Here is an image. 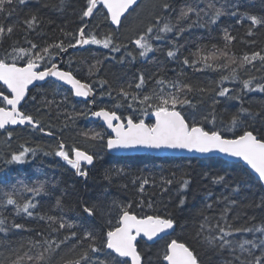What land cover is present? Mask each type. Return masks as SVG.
<instances>
[{
	"label": "snow or ice",
	"instance_id": "6c2138e0",
	"mask_svg": "<svg viewBox=\"0 0 264 264\" xmlns=\"http://www.w3.org/2000/svg\"><path fill=\"white\" fill-rule=\"evenodd\" d=\"M29 2L30 0H0V47L6 39L12 41L0 55V84L7 89L5 92L0 88V130L7 133L9 140L13 135L6 127L9 125L31 126L33 130L45 135H53L51 131L45 130L36 117L18 107L22 101L27 103L29 85L38 91L43 90V85L34 82L47 83L48 78H54L53 82L70 85L72 95L75 97L87 98L94 95L91 85L81 83L71 71L58 67V57H61V54L68 53L69 49L90 44L102 45L110 53L127 49V44L120 42L119 37L113 33L99 40L95 35L86 32L88 21L85 18L94 17L96 12L101 11L98 6L102 5L103 9L107 10L106 19H110L111 24L116 25L118 29L122 23L121 17L125 13L131 14L129 10L135 11L134 6L139 7L138 0H85V6L77 13L81 21L78 31L72 32L66 30L64 26H58L63 38L42 39L37 43L30 37V33L35 32L38 37L47 35L39 27L44 19L39 15V10H30L23 21L8 26L3 24L5 14L12 16ZM33 2L63 12L67 0H59V4H50L48 0ZM199 3L206 6L201 8L198 6ZM159 9L154 23H150L131 43L140 50L138 55L142 58L155 50L152 41L166 42L170 45L167 57L183 65L178 71L173 69L176 72L175 78L169 79L158 73L146 78L141 73L138 81L116 88L109 85L106 79H99L97 82L100 89L108 85L106 92H100V97L102 99L107 95L109 99L115 101L112 107L74 112L68 115L67 119L74 120L77 116L90 115L102 120L114 134L108 136L106 141L109 152L140 149L183 150L215 158L222 163L223 169L212 176V183L223 185L227 195L222 192L213 200V193L207 192L205 203L196 210L192 220L185 219L183 223L171 212L164 216L157 214L138 218L129 211L132 203L126 204L117 199L108 201L106 197H101L91 202L80 201L82 213L86 214V218H91L92 221L99 220L101 224L97 229L90 223L89 227L81 231V225L67 221L63 215L35 211L38 208L36 197L45 192L44 182H39L33 187L25 186L24 191L32 195L23 202L16 198L18 194L16 191L0 189V234H3L0 237V264H152L151 257L142 259L144 249L139 248L137 237L142 236L146 237L147 241H153L161 233L170 235V230L174 232L177 227L184 230L189 223L191 243L172 239L166 243L163 252L157 254L158 260L162 258L165 264H264V217L260 218L259 224L254 223L258 219L256 210L264 213V77L257 79L250 76L242 79L239 75L241 71L251 69L264 71V50L237 56L232 51L233 41L237 36L232 34L231 25L222 28L221 38L224 42L222 46L210 41V48L209 45H197L194 52L189 50L188 55H183L181 49L184 45L179 43L184 33L191 32L194 28L208 29L211 32L212 27L217 26L224 16L236 18L237 25H242L245 20L250 21L245 33L250 37L255 34L253 29L257 26L264 27V15L240 12L238 6L229 4L228 0L219 5L216 0H193L192 3L182 6L175 17L172 15L175 8L171 0H163ZM20 23L23 24L22 28L19 27ZM47 23L50 24L52 21L48 20ZM17 31L23 33L21 38L27 47L21 45L18 39H13ZM126 56L136 59V55L130 51H126ZM20 61H23L22 65ZM255 61L260 62L259 68L256 67ZM119 62L125 63V57L121 56ZM101 63L97 61L96 64L89 66L91 75L99 71L98 65ZM186 68L192 69L193 72L227 70L228 74H221L219 80L203 84L193 82L185 71ZM153 79L154 84L146 90L149 81ZM226 83H238L241 87L230 88ZM250 93H258L261 96L257 101L259 109L255 112L244 106L248 102L246 96ZM57 96L61 99L57 100ZM221 98L226 101L235 100L240 105L236 111L229 113L227 121L218 111L217 106L222 103ZM32 100L35 101L36 97L33 96ZM41 101L45 108L51 109L55 105L59 109L61 104L67 102V96L61 91V85H56L53 98L47 99L45 95L41 97ZM90 103L95 104L96 100L93 99ZM124 105L132 110L131 114L126 117L117 115L114 109ZM136 113L143 116L151 115L155 122L146 124L144 119L137 120ZM122 120H126V124L121 122ZM209 124L212 127L206 128L205 125ZM225 132H232L233 136L228 138ZM84 135L94 141L104 139L103 132L93 131ZM21 149L12 152L6 163L23 165L28 163L29 155L35 157L39 151H43L40 147L25 145H21ZM72 151L74 158H69L61 143L56 146L54 155L74 169L77 176L87 179L88 172L84 170L82 164L93 165L94 160L100 158L99 154H90L78 149ZM49 154L52 153L44 151V155ZM227 158L242 161L246 168H241L239 172L233 174L229 169H234L235 166L230 165ZM130 173L131 170L127 167L114 166L106 170L105 179L111 182L113 176ZM172 175L175 178L177 173L173 172ZM189 175L187 170H182L179 174L181 192L190 186V180L187 178ZM203 175L207 177L209 174L205 172ZM149 176L153 177L152 183L155 184L156 173L152 171L142 169L137 177L140 181L137 190L142 195L145 193V185L150 183ZM173 182V179L160 175L161 191H168L166 185ZM133 183H136V180H133ZM257 190L260 192L258 197L255 195ZM186 203V197L181 195L175 207L183 210ZM144 204L145 201L140 200L137 206L143 207ZM220 205L223 206L219 207ZM9 206L14 210L13 216L23 214L27 218L45 221L48 231L46 233L36 231L35 235L39 239L29 237L18 247L14 246L7 239L12 231L33 229L25 223L9 220L4 214ZM147 206L153 208L155 204L149 200ZM64 207L63 197H57L55 208ZM245 210H251L252 214ZM209 211L218 214L208 215ZM245 234H251L252 238H244ZM68 245H71L68 251L74 253L71 258L61 255Z\"/></svg>",
	"mask_w": 264,
	"mask_h": 264
},
{
	"label": "trees",
	"instance_id": "16d2710c",
	"mask_svg": "<svg viewBox=\"0 0 264 264\" xmlns=\"http://www.w3.org/2000/svg\"><path fill=\"white\" fill-rule=\"evenodd\" d=\"M50 4H59V0H48ZM163 0H141L139 7L135 8V11H131V14L126 15L122 19V23L119 28H113L109 19H106V11L103 7H99L101 11L96 12L94 17L88 22L86 32L95 35L99 40H103L109 33L119 37V41L127 44V49H122L118 53H110L108 49L102 47V45H87L83 49L74 50L69 49L68 53L61 54L60 63L62 69L71 71L73 75L80 81L89 84L94 89L96 103L93 104L94 109L99 110L100 107L111 108L115 101L109 99L105 95L102 99L100 97L101 91H107L108 85L104 89H100L98 80L106 79L113 88L119 85L127 86L130 82L134 83L138 81L139 75L144 74L146 78L152 77L154 73L163 75L169 79L175 78L176 72L183 66L177 61L169 60L167 57V50L170 45L166 42L152 41L154 51L148 53L147 57H139V49L131 43V41L142 34L150 23H154L155 16L159 14V5ZM175 12L173 17L179 13L182 6L188 3H192L193 0H171ZM217 4L223 3L224 0H216ZM229 4H235L238 6L240 12L247 11L250 14L264 15V0H228ZM85 6V0H67L65 9L63 12L56 10L52 7H43L41 4H36L33 0H30L29 4L21 6L22 10L14 13L12 16L4 15L3 24L8 26L13 23L23 21L25 16L30 10H39V15L43 17V21L40 23V28L43 29L47 35L44 37L36 36L35 32L30 33V37L34 42L39 43L42 39H56L57 37L63 38L58 31V26L66 27V30L76 32L81 21L77 15L81 8ZM199 7L203 8L206 5L199 3ZM51 20L52 23H47ZM236 18L224 16L221 17L217 26H213L211 32L208 29L194 28L191 32L184 33L179 43L184 47L181 49L183 55H188L189 50L194 52L197 45H209L212 43H218L223 45L222 40V28L229 25L233 26L232 34L237 36V39L233 41L232 51L241 56L244 53H251L253 51L264 50V27L257 26L253 36H246L247 28L250 25V21H244L242 25L235 23ZM19 27H23L20 23ZM39 30V29H38ZM22 32L17 31L13 36V39H18L20 44L27 47L24 44ZM252 41L253 43H249ZM11 40H5L2 47H0V55L3 54V50L11 44ZM126 51L133 52L136 55V59L133 60L131 56H126ZM121 56L125 57V63L119 62ZM110 57H114L110 58ZM182 59V57H181ZM71 60V63L69 61ZM97 61L102 63L98 65L99 71L95 75H91L89 66L96 64ZM256 67L259 68L260 62L255 61ZM23 61H20V65ZM250 67V66H249ZM185 71L189 74L190 79L193 82L208 84L212 81L220 79V75H227V70L211 71L205 70L204 72H193L192 69L186 68ZM242 79H247L250 76H255L257 79L264 77V71H256L251 69L250 71H241L239 73ZM154 84V79L150 80L147 89H150ZM55 83L43 84V90H34L30 93L29 99L25 105V111L36 117L45 128L46 131H51L53 135L48 136L44 133L33 130L31 127L15 128L12 132V138L9 140L7 134L0 140V189L4 191H16L18 194L16 198L23 202V200L31 198V193L24 191L25 186L33 187L39 182H44L45 192L36 197V203L38 208L35 211L49 212L52 215H63V217L69 221L74 222L77 225H81V231L83 228L89 227L90 223L94 224L97 229L101 226L100 221H92L91 218H86V214L82 213V207H80V201H96L98 198L106 197L108 201L112 199L120 200L124 203H132V208L129 211L136 215L138 218L146 217L147 215H161L164 216L167 212L173 213L177 219L183 223L185 219L191 221L197 209H199L205 203V194L209 191L213 193L212 199H216L217 195L224 193L227 195V190L223 185H216L212 183V176L217 172L222 171L223 165L215 158H177V157H164L156 158L151 155L142 156H115L109 155L106 152V140L108 133L97 123H91L88 121V116H77L74 120H68V115L76 112H85L92 110L90 102L83 100H76L71 93L64 87H61V91L67 96V102L60 105L59 109L55 105L51 109L42 106L41 97L47 96V99L53 98V93L56 89ZM226 86L230 88L239 89L240 84L226 83ZM115 95V92H113ZM35 96L36 100L33 101L32 97ZM255 98V99H254ZM261 98L258 93H250L246 96L245 107H250L253 112L259 109L257 101ZM57 100L61 97L57 96ZM208 99V97H206ZM218 105V111L222 114L223 119L227 121L229 119V113L236 111L240 105L235 100H223ZM39 109V111H37ZM118 115L123 117L131 114V109H128L126 105L114 109ZM151 115L143 116L140 113H136V119H144L146 124H151ZM67 123V126L65 124ZM219 121L217 127H219ZM206 128H211L212 125H205ZM259 128V123L257 124ZM93 131L103 132L104 139L91 140L88 139L84 133H91ZM239 131V130H238ZM228 138L233 136L232 132H225ZM63 143L64 150L69 154V158H72L73 149H80L87 151L90 154H99L100 158L95 159V162L90 167H83L88 172V177L85 179L82 176H77L75 170L68 166L60 157L54 155V150L57 145ZM21 145L27 147H40L43 151H39L35 157L29 155L28 163L23 165L8 164L6 159L10 157L12 152H18L21 149ZM86 145V146H85ZM44 151H47L49 155H44ZM234 165V169H229L230 172L235 174L239 172L241 168H244L239 163H231ZM127 167L131 170V173L123 176H113L111 182L105 179L106 170L112 167ZM146 169L156 173L155 184L152 183L153 177L149 176V184L145 185V193L142 195L137 189L140 181L137 177L140 175V170ZM182 170H187L190 175L187 177L190 180V186L185 191L181 192L179 183V174ZM248 171V170H247ZM173 172L177 173V176L173 178ZM207 172L209 175L205 177L203 174ZM250 172V171H248ZM160 175H163L169 179H173L174 182L171 185H166L168 191H161ZM253 175V174H252ZM254 176V175H253ZM136 180V183H133ZM254 183V181H251ZM106 190V191H105ZM186 197L187 203L183 210H178L175 207L176 202L180 196ZM251 195V193H249ZM255 195L258 197L260 192L257 190ZM63 197L64 208H55L56 198ZM140 200H144L143 207H139ZM151 200L154 202L155 207L149 208L147 202ZM68 205H71L70 207ZM220 205L219 207H222ZM239 210V209H237ZM14 211L9 206L4 214L8 216L9 220H15V222L25 223L33 231H12L7 239L12 242L16 247L21 242L26 241L29 237H36V231L47 232V224L45 221H39L25 217L23 214L20 216H13ZM248 214H252L251 210H245ZM208 215L218 214L209 211ZM258 219L254 223L259 224L260 218L264 217V213L260 210H256ZM198 219V218H197ZM115 223V221H113ZM75 230V229H74ZM3 234H0L2 237ZM191 235V223L184 230L177 227L170 237H166L159 241H156L152 245H148L143 241H138L139 248L144 249L143 260L148 257L152 258V264H165L161 259H157V254L162 253L166 243L171 239H176L178 242H188ZM258 235V234H257ZM239 238V237H237ZM244 238L251 239V234H245ZM71 245L65 247L61 253L65 258H71L74 253L69 252L68 248ZM138 248V250H139ZM216 258L214 257V260Z\"/></svg>",
	"mask_w": 264,
	"mask_h": 264
},
{
	"label": "water",
	"instance_id": "95a60500",
	"mask_svg": "<svg viewBox=\"0 0 264 264\" xmlns=\"http://www.w3.org/2000/svg\"><path fill=\"white\" fill-rule=\"evenodd\" d=\"M141 0H138V3L140 2ZM135 7V6H134ZM107 11V10H106ZM130 11V10H129ZM127 13H125V15H126ZM125 15L123 16V17H121V21H122V19L125 17ZM87 19H90V18H87ZM109 21H110V19H109ZM110 23H111V21H110ZM114 27H117L116 25H113ZM78 48H81V47H79L78 46ZM58 67L61 69V66L58 64ZM62 70V69H61ZM50 79H52V80H54V78H48V80H50ZM39 83H43V82H34V84H39ZM59 83H61L62 84V82H59ZM81 83H84V82H81ZM2 85V84H1ZM63 85H65V86H67L71 91H72V89H71V86L70 85H66V84H63ZM5 88H6V86H4ZM32 88H34L32 85H29V89L31 90ZM7 90V89H6ZM28 95V94H27ZM74 96V95H73ZM75 97V96H74ZM76 99H82V100H90V99H92L93 98V95H90L89 97H87V98H83V97H75ZM23 102V101H22ZM21 102V103H22ZM19 107V106H18ZM88 119H89V121H92V122H98L101 126H103L105 129H106V131L110 134V135H114V134H112L111 133V130L110 129H108L107 128V126L106 125H104L103 124V121L102 120H100L99 118H95V117H91L90 115H89V117H88ZM152 120H153V123L155 122V118L154 117H152ZM114 123H116L115 121H114ZM126 124V123H125ZM11 126V125H10ZM17 126H20V125H17ZM7 127V126H6ZM107 152L109 153V154H114V155H127V156H131V155H139V154H145V153H148V154H152V155H154V156H157V157H193V158H207V157H204V156H201L200 154H197V153H189V152H187V151H183V150H178V151H171V150H161V151H156V150H146V149H140V150H129V151H112V152H109L108 150H107ZM210 155H212V154H210ZM73 158H74V154H73ZM228 159V161H230V162H235V163H240V164H242L243 165V162L242 161H236L234 158H227ZM85 165H87V164H85ZM88 166H90V165H88ZM245 168H246V166L245 165H243ZM248 171H250L251 172V170L250 169H247ZM254 176H255V174L254 173H252ZM173 232H171V230H170V235L172 234ZM166 236H169L168 234H164V233H161L160 234V236L159 237H156V238H154V240L153 241H147V238L146 237H137V241L139 240V239H141V240H143V241H145L146 243H148V244H152V243H154L155 241H157V240H159V239H162V238H164V237H166Z\"/></svg>",
	"mask_w": 264,
	"mask_h": 264
},
{
	"label": "bare ground",
	"instance_id": "6f19581e",
	"mask_svg": "<svg viewBox=\"0 0 264 264\" xmlns=\"http://www.w3.org/2000/svg\"><path fill=\"white\" fill-rule=\"evenodd\" d=\"M88 22L91 20V18L90 19H87V18H85ZM87 45H85V46H83V47H81V48H77V49H74V50H79V49H83V48H85ZM59 58V57H58ZM60 59V58H59ZM94 97H95V94L93 95V98L92 99H90V100H86V102H90V101H92L93 99H94ZM90 107H91V109L92 110H96V109H94V106H93V104L92 103H90ZM21 127H23V126H21ZM72 155H73V153H72ZM72 158H73V156H72ZM83 165V164H82ZM83 167H86L85 165H83ZM12 212V211H11Z\"/></svg>",
	"mask_w": 264,
	"mask_h": 264
},
{
	"label": "flooded vegetation",
	"instance_id": "af4514ba",
	"mask_svg": "<svg viewBox=\"0 0 264 264\" xmlns=\"http://www.w3.org/2000/svg\"><path fill=\"white\" fill-rule=\"evenodd\" d=\"M0 88H3V87L0 86ZM3 89H4L5 92H7V91L5 90V88H3ZM23 127H31V126H23ZM18 128H22V127H18ZM82 167H83V165H82Z\"/></svg>",
	"mask_w": 264,
	"mask_h": 264
},
{
	"label": "rangeland",
	"instance_id": "374dc122",
	"mask_svg": "<svg viewBox=\"0 0 264 264\" xmlns=\"http://www.w3.org/2000/svg\"><path fill=\"white\" fill-rule=\"evenodd\" d=\"M86 146V145H85Z\"/></svg>",
	"mask_w": 264,
	"mask_h": 264
}]
</instances>
